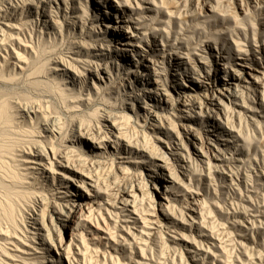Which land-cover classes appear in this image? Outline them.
Segmentation results:
<instances>
[{"label": "rangeland", "instance_id": "rangeland-1", "mask_svg": "<svg viewBox=\"0 0 264 264\" xmlns=\"http://www.w3.org/2000/svg\"><path fill=\"white\" fill-rule=\"evenodd\" d=\"M7 1L0 27L18 41L1 53L9 72L0 73L8 85L0 86L8 117L0 122V264H264V0ZM16 53L25 75L12 66ZM229 80L242 95L219 94ZM191 87L202 91L201 105L175 102ZM214 94L221 101L207 103ZM147 105L157 106L151 117ZM29 107L39 111L25 115ZM108 115L122 135L94 140L110 128ZM39 145L52 166L29 155ZM62 152L83 170L101 162L90 193L59 166ZM142 178L159 209L136 190ZM159 182L164 195L152 192ZM37 196L67 256L35 236L47 235L33 225ZM71 198L94 211L60 233L58 204Z\"/></svg>", "mask_w": 264, "mask_h": 264}, {"label": "bare ground", "instance_id": "bare-ground-1", "mask_svg": "<svg viewBox=\"0 0 264 264\" xmlns=\"http://www.w3.org/2000/svg\"><path fill=\"white\" fill-rule=\"evenodd\" d=\"M11 1L12 0H8L6 3L8 4V5H11ZM19 1V0H18ZM12 6V5H11ZM117 23H118V25H120V34H123V36H125V35H129V31H126V28L125 27H123V24H121L120 22H118L117 21ZM116 27V25H114V26H107V28L108 29H110V30H112V31H114V32H118L117 31V27ZM6 28H8V29H11L12 27H10V26H6ZM13 29H17L16 27H13ZM13 40H16V41H18V39H15L12 35H9V33L7 32L6 33V31L5 30H3L1 27H0V56L2 57V54L1 53H7V51H9V47H10V45H12L13 46V43H11ZM121 44H123V41H122V43H118L117 45H121ZM126 45H129V42H127V43H125ZM20 45L22 46V44L20 43ZM119 46H116V48H119ZM125 48L126 47H124V49L122 50V49H120L121 51H126L125 50ZM107 50H108V46H107ZM12 51H14L13 49H12ZM13 56H10V59L12 58ZM2 58H4V63H3V65H1V63H0V73L3 71V70H8V72H9V69L7 68V63L5 62L6 61V58L5 57H2ZM17 61L18 62V64H12V66H13V68H14V70H15V68H16V70L19 72L18 74H22V75H25V72H24V70H25V68H26V66H25V62L24 61H22L21 60V56L18 54V53H16V58H15V56H14V61ZM60 61H61V59H60ZM24 64V65H23ZM22 65V66H21ZM7 72V71H6ZM139 73V71L137 70L136 71V73ZM83 84V83H82ZM155 84H157V81H155L154 83L152 82V85H155ZM0 86H2L3 87V90H7L8 89V85L6 84V82H5V80H0ZM224 86L226 87H223V90H225V92H226V94L223 92V93H219L221 96H223L224 98H225V96L226 95H232V96H238V94L239 95H242L243 94V92L241 91V85H240V82L239 83H237V84H234L233 82H231V80H229V81H225V83H224ZM191 89V91L193 90V88L191 87L190 88ZM206 91H208V89H205ZM205 91V92H206ZM144 92H148L147 90H144ZM3 93V92H2ZM5 93V92H4ZM201 93H202V91L200 90V89H196V90H193V94L192 93H190V94H186L185 92H182V91H180V92H178L177 94H178V98L177 99H175V102H177V103H181V101H183L184 102V105L185 106H189V104H191V103H200V95H201ZM208 92H206V94H207ZM149 94L151 95L152 94V90L150 89V91H149ZM2 95V94H1ZM166 95V94H165ZM164 95V96H165ZM131 96V95H130ZM136 96H138L137 94H136ZM161 97V95H159V93L157 92V93H155V96L154 97ZM207 96H208V94H207ZM206 96V97H207ZM160 97H159V100H160ZM167 97V96H166ZM2 98V97H1ZM150 100H152V103H154V104H156L155 103V99L154 98H152L151 99V97H150ZM208 102L207 103H213V102H215L216 100H218V101H221V99L220 98H217V97H215V94H214V96H213V98L212 99H210V100H208V99H206ZM200 105H201V103H200ZM203 105H205L204 103H203ZM1 108L3 107L2 106V104H1V106H0ZM0 108V122L2 123V121H1V119L2 118H4L5 116H7L5 113H7V111H5V113H3V111H4V109L2 110ZM28 108V107H27ZM30 108V107H29ZM153 108H156L157 109V106L156 105H154V107L153 106H146V108H145V113H146V115H150V117L151 116H153V114H154V111L155 110H153ZM37 110L39 111V109H36V108H34V110H33V108H30V109H28V110H26V108L23 110L24 111V114L25 115H30L31 113H33V114H35V113H37ZM34 111V112H33ZM4 114H5V116H4ZM173 116V115H172ZM146 117V116H145ZM8 118V117H7ZM7 118L5 117V119H4V123L2 124L3 126L4 125H6V122H5V120L7 121ZM164 119V118H163ZM3 120V119H2ZM105 120L107 121V122H109L110 123V128L108 127V128H106V129H108L107 131H105V130H102L100 127H99V137H97L96 139L95 138H93L94 140H109L110 141V139H111V135L110 134H112V136H115L116 134L115 133H119V130H120V123L119 122H117L116 123V121L118 120V119H116L115 117H113V116H106L105 117ZM152 120H154V121H156V122H159L160 124H162L161 122H162V119L161 118H159V117H157V115H155V117H154V119L152 118ZM151 120V118L149 119V121H152ZM147 122H148V120L146 119L145 120V125L147 124ZM9 123V122H8ZM2 125H0V126H2ZM10 125V124H9ZM2 126V127H3ZM8 126V125H7ZM1 127V128H2ZM0 128V129H1ZM17 128V127H16ZM50 128H52V127H50V125H49V123L47 122H45L44 123V125H43V130H44V132L45 133H51L52 131L50 130ZM188 135H190V136H193V137H195L196 135L194 134V132L193 131H189V132H186ZM119 134H121L122 135V133H119ZM96 136H98V135H96ZM4 137V136H3ZM10 138V137H9ZM116 138H118V139H120V137H117L116 136ZM1 140H3V138L1 139ZM4 141H5V138H4ZM3 142V141H2ZM1 143V142H0ZM7 144V143H6ZM1 147L2 146H0V151H2V149H1ZM7 147V146H6ZM35 147V146H34ZM4 149V148H3ZM114 149V148H113ZM34 152L32 151V150H30V152H29V155H31V154H34L38 159H39V161H42V160H40L41 158L42 159H45V160H47L48 161V163H49V165H53L52 164V162H51V159L49 158V153L47 152V150H46V148H43L42 147V145H39L38 147H35L34 148ZM4 152H6V149H4L3 150ZM51 151V153L53 154V156L55 157L57 154H56V152H54L53 151V149H51L50 150ZM2 153L1 155H3V157L0 155V157H2L3 159H4V156L6 157V155H5V153ZM7 154V153H6ZM65 154H67V153H60L58 156L60 157V159L62 158L63 160H64V163L63 162H58L59 163V166L61 167V168H65V169H68V170H70V171H72V172H74V173H76L77 174V176H78V179H79V181H74V183H76V185L75 186H77L78 184H80L79 186H78V188H80L82 191H84V192H86V193H90V190L88 189V187H91V185H90V183L91 182H93V178H94V175H93V171H92V168H95V167H97V168H99V166L101 165V162H99V161H95V162H93V163H91L90 164V167H91V170H83V169H80V168H78V166H76V165H74V164H72V161L70 162V160L66 157V155ZM12 155V154H11ZM8 156V155H7ZM14 156V155H13ZM2 158H0V159H2ZM8 159H9V157H8ZM158 159V158H157ZM10 160V159H9ZM159 160L161 161V162H164L165 163V160H167V161H169V159H167L166 158V154L165 153H162L161 154V156H159ZM11 161V160H10ZM26 163H30V162H26ZM30 164H32V161H31V163ZM34 164V163H33ZM3 165V164H2ZM38 165H40V166H42V171H48L49 172V170L47 169V167L45 166V165H42L41 164V162L38 164ZM5 166V165H4ZM2 167V166H1ZM4 168V167H3ZM10 168V167H9ZM3 170V169H2ZM117 172L120 174V175H123V170L120 168V167H118L117 169ZM12 171V170H11ZM14 172V171H13ZM14 174V173H13ZM7 177V176H6ZM80 177V178H79ZM145 181H147V183H146V187L148 188L149 187V184L151 185V180H149V179H147V180H145V178H142V181L141 182H139L138 183V187H137V185H136V190L139 192V193H141L142 194V196H145V197H147L149 200H150V206L153 208V209H159L160 207H161V204H159L158 202H157V200L155 201L154 200V198L151 196V193H150V191L149 190H147V192L146 193H143L142 191H141V189H140V185L142 184V182H145ZM153 183V182H152ZM160 184H161V182H159ZM132 184V183H131ZM162 185V184H161ZM132 186H133V184H132ZM133 188V187H132ZM163 188H165L163 185H162V188H160V190H159V188H154L153 189V187H152V192H154V193H156V195L158 194V193H160V194H162V195H164V192H163ZM118 192H120V193H123V194H127V188H122V189H118ZM158 192V193H157ZM73 196H75L74 194L72 195V197ZM9 198V197H8ZM78 198H81V196H79ZM3 199V198H2ZM34 199V198H33ZM36 200H34V205L33 206H31V208H33L32 210L34 211V213H36V211H37V209L40 211V215H38V218H34V217H32L33 218V220H34V224L33 225H40L41 226V230L42 231H44L45 232V234H47V235H42V234H40L39 232H37L36 234H35V236H38V237H41V240H44V241H46V243H44V245L46 244H48V246H50V247H52V248H54V249H56L55 251H57V254H59V255H63V256H67V253H68V249L70 248V245H67L66 247H65V245L64 246H62V244H63V241L61 242V244H60V247H56L55 248V245H54V240L51 238V234H50V230H49V228L46 226V224H45V219H44V214L45 213H43L44 212V210H45V205H47L48 204V202H47V199L46 198H42V197H36L35 198ZM73 200V198H71V199H69V200H67V201H65L64 203H62V204H58V206H59V208H60V210L58 211V219H56V223L54 222L55 220H53V222H54V224H53V226L61 233V229H64V230H66V231H68L74 224H76V223H79L80 222V220L81 221H86L87 219H90L91 218V215H92V213H93V211H94V207L91 205V203L90 202H86L85 204H83V203H80V201L79 200H77V199H74V201H72ZM33 203V202H32ZM69 203H70V209H71V207H73L74 208V210H70L69 208H68V205H69ZM5 204V203H4ZM10 204V203H9ZM12 205V204H11ZM1 206V205H0ZM47 206H49V205H47ZM37 208V209H36ZM4 209V208H3ZM6 209V208H5ZM55 214V213H54ZM36 216H37V214H35ZM90 216V217H89ZM8 225V224H7ZM10 225V227H12L11 226V224H9ZM6 228V226L3 228V231H4V229ZM8 228V227H7ZM13 228V227H12ZM1 229V228H0ZM10 229V228H9ZM9 229H8V231H9ZM15 229V228H14ZM7 230V229H6ZM5 230V231H6ZM12 229H10V231H11ZM9 231V232H10ZM14 231V230H13ZM12 231V232H13ZM2 233V231L0 232V234ZM6 233H8L7 231H6ZM9 234V233H8ZM30 234H33L34 235V233H30ZM4 236H5V234H3ZM2 235V236H3ZM10 236H12V233L10 234ZM34 236V237H35ZM50 236V243H47V237H49ZM8 237V236H7ZM73 239H70V242H73L72 241ZM34 244H39V243H34ZM65 247V248H64ZM64 248V249H63ZM67 259H69V257H67Z\"/></svg>", "mask_w": 264, "mask_h": 264}]
</instances>
